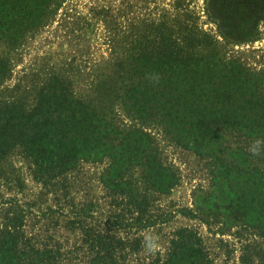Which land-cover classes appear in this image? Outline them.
Segmentation results:
<instances>
[{
    "label": "trees",
    "instance_id": "16d2710c",
    "mask_svg": "<svg viewBox=\"0 0 264 264\" xmlns=\"http://www.w3.org/2000/svg\"><path fill=\"white\" fill-rule=\"evenodd\" d=\"M66 1L0 0V178L14 156L30 161L46 185L84 163L103 164L101 182L121 211L115 217L142 231L152 225L154 201L181 182L167 155L177 147L198 158L207 179L182 213L222 234L250 231L241 261L264 262V249L256 252L264 244V63L254 65L232 48L261 38L264 0H205L220 38L186 23L187 12L104 13L107 60L96 67L75 56L45 60L9 84L11 54L51 24ZM80 22L67 29L77 45L88 25ZM10 204L0 216V264H65L61 248L27 238L26 212ZM83 233L85 264H129L128 245L138 247V238L84 227ZM151 264L213 259L198 229L184 226L173 233L166 257Z\"/></svg>",
    "mask_w": 264,
    "mask_h": 264
},
{
    "label": "rangeland",
    "instance_id": "374dc122",
    "mask_svg": "<svg viewBox=\"0 0 264 264\" xmlns=\"http://www.w3.org/2000/svg\"><path fill=\"white\" fill-rule=\"evenodd\" d=\"M177 11L187 12L192 15L191 20L195 19L186 23L195 22L201 30L219 36L216 24L205 12V0H67L51 24L11 54L14 74L9 84L13 85L21 76L35 71L45 60L52 64L75 56L79 62L95 67L107 60L110 49L103 15L122 16V12H129V17L158 18L165 13L174 16ZM85 20L88 25L77 45L71 40L72 35H67V29L74 22L81 21L82 26ZM109 21L113 24L111 18ZM259 28L261 38L258 41L232 46L248 56L254 65L264 63V21L260 22ZM167 155L180 169L181 182L170 194L154 201L149 212L152 225L142 231L132 225L131 220L124 219L122 225V219L115 217L121 211L101 182L104 165L96 163H84L67 179L46 185L35 179L30 161L20 156L10 158L5 177L0 178V216L3 207L18 202L26 212L24 230L27 238L39 247L61 248L65 264L86 263L88 248L83 240V227L102 230L110 236L138 238L136 250L129 247L132 242L128 245L127 261L129 264H151L166 257L173 233L184 226L198 229L213 264H246L241 261V256L243 245L252 237L250 231L243 230L239 235L234 234V229L222 234L217 228L209 229L205 223L182 213L184 208L193 206V191L200 185H207L198 158L173 146L167 148ZM77 216H81V221H77ZM261 246L256 252H262L264 244ZM250 264L264 262L256 258Z\"/></svg>",
    "mask_w": 264,
    "mask_h": 264
}]
</instances>
